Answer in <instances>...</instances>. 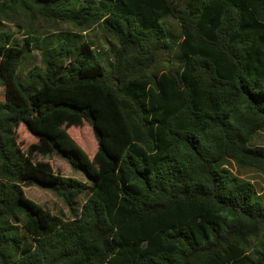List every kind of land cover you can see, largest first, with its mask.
Segmentation results:
<instances>
[{
    "label": "trees",
    "instance_id": "16d2710c",
    "mask_svg": "<svg viewBox=\"0 0 264 264\" xmlns=\"http://www.w3.org/2000/svg\"><path fill=\"white\" fill-rule=\"evenodd\" d=\"M4 2L74 30L25 79L38 37L0 34V264H264V193L245 178L264 176V0ZM84 122L93 159L71 137ZM52 155L88 182L36 158Z\"/></svg>",
    "mask_w": 264,
    "mask_h": 264
},
{
    "label": "rangeland",
    "instance_id": "374dc122",
    "mask_svg": "<svg viewBox=\"0 0 264 264\" xmlns=\"http://www.w3.org/2000/svg\"><path fill=\"white\" fill-rule=\"evenodd\" d=\"M4 3V0H0V34H11L13 42H15L17 46L24 44L25 39L28 37L27 31L30 28L35 32L33 36L38 37V41L33 42L32 51L26 56L19 70L21 78L25 79L29 71L36 69L43 70L42 52L45 49L56 45L52 40L56 39L60 33L71 30L73 31L74 28L72 29V27L60 24L52 25L38 15L30 18L31 14L24 12L18 6L11 7L8 6V4L4 6ZM84 37L87 41H93L95 43L96 50H100L101 54L103 53L110 58L111 55L109 51L111 48L107 44L106 35L99 30L94 29L87 32ZM107 39L110 42V38L108 37ZM4 93V84L0 78V101L4 100ZM17 135L18 142L23 150L28 149L31 144L37 142V139L33 135L27 133L24 128L18 129ZM71 137L91 159L97 155L98 143L95 139L93 129L88 123L84 122L83 124L74 127L71 131ZM261 144L264 145V138L262 139ZM36 158L40 161L49 162L54 172L57 174H61L64 177L78 179L83 183L88 182L84 175L74 172L66 161L60 159L56 155L38 156ZM245 178L251 180L259 192L264 193V176L249 171L246 173ZM24 192L29 199L50 211L54 216L61 217L63 220L72 219L70 209L53 193L37 187L24 188ZM85 201V196L76 201L77 209L80 210Z\"/></svg>",
    "mask_w": 264,
    "mask_h": 264
}]
</instances>
